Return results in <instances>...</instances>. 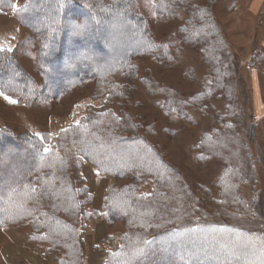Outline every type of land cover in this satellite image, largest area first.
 Returning a JSON list of instances; mask_svg holds the SVG:
<instances>
[{
	"label": "trees",
	"instance_id": "16d2710c",
	"mask_svg": "<svg viewBox=\"0 0 264 264\" xmlns=\"http://www.w3.org/2000/svg\"><path fill=\"white\" fill-rule=\"evenodd\" d=\"M15 1L0 0V6L13 10L40 37L37 62L42 84L38 87L3 50L0 89L28 101L38 97L56 99L95 79L106 82L110 101L120 108L117 114L105 108L61 129L50 147L47 136L18 135L0 129V228L28 227L29 241L61 254L56 264H80L84 244L80 226L99 217L109 224H124L117 248L108 251L101 264H245L221 244L215 232L217 221L211 215L207 221L181 224H175L177 220L172 215L167 222L162 217L177 214L165 205L167 195L161 181L181 182L179 174L167 163L160 148L143 135L128 133L125 84L113 80L118 73L134 72V56L160 53L163 47L153 40L148 23L134 9L136 0H25L18 6ZM151 1L154 10L163 16H171L177 9L188 13L190 18L179 28L182 44L201 48L213 87L226 94L228 83L235 85L236 66L206 5L212 0ZM93 33L96 40L91 42ZM55 47L54 57L51 51ZM144 80L147 89L160 94L164 106L180 116L213 91L208 89L209 93L198 95L194 102L195 97L186 98L170 87ZM219 121L221 125L200 140L198 155L201 162L217 158L225 161L230 166L229 174L235 175L229 190L237 194V187L254 177L250 170L252 157L236 120L230 124L229 120ZM222 142L229 146L231 159L217 147ZM238 142L241 154L234 161L239 151L232 146ZM9 148L16 153L13 158L7 154ZM85 161L98 174L115 181L129 179L126 184L114 182L108 186L101 210L88 209L91 194L82 172ZM147 182L150 188L142 190ZM193 202L182 209L193 212ZM255 219L247 217L251 228L244 230L263 235L264 212ZM208 225L213 230L205 232ZM174 233L178 235L175 238Z\"/></svg>",
	"mask_w": 264,
	"mask_h": 264
},
{
	"label": "rangeland",
	"instance_id": "374dc122",
	"mask_svg": "<svg viewBox=\"0 0 264 264\" xmlns=\"http://www.w3.org/2000/svg\"><path fill=\"white\" fill-rule=\"evenodd\" d=\"M23 2L25 0H16L15 6ZM134 4V9L148 23L153 40L163 47L160 53L134 56V64H131L134 72L118 73L113 80L119 85L125 84L128 133L143 135L160 148L167 163L179 174L181 182L161 181V188L167 195L165 205L177 214L168 213V218L162 217L167 222L172 215L171 218L177 220L175 224H181L207 221L211 215L217 221L215 232L222 245L229 247L245 264H264V232L257 235L244 230L250 227L247 217L257 220L259 213L264 212V0H212L206 4L210 6V14L236 66L235 85L228 83L226 94L219 87H213L210 68L201 48L182 44L179 28L190 18L188 13L177 9L173 15L163 16L154 10L151 0H136ZM95 40L93 33L90 41ZM0 48L41 87L37 62L40 37L25 26L13 10L2 6ZM56 50L55 47L51 51L54 57ZM145 78L153 80L157 86L170 87L186 98L195 97L194 102L208 89L213 88V91L198 105L190 106L185 116H180L164 106L165 100L160 94L147 89ZM105 108L117 114L120 107L110 101L106 82L95 79L83 82L56 99L38 97L28 101L0 89V129L6 128L18 135L47 136L50 147L61 129ZM220 119L223 123L229 120V124L236 120L252 157L250 170L254 177L240 184L237 194L236 190H229L228 184L235 177L228 172L230 166L221 158L201 162L198 155L200 140L205 133L221 125ZM226 145L222 142L217 147L231 159ZM232 147L235 152L239 151L234 156L237 161L236 157L241 154L240 143ZM7 150L9 156H16L13 148ZM82 169L91 194L88 207L91 210H101L104 193L110 184L129 181H115L98 174L87 161L83 162ZM149 186L147 182L141 189L148 190ZM191 202L193 212L188 213L182 207ZM208 230L213 229L208 225L205 232ZM122 231V221L109 224L102 217L89 219L81 225L84 244L80 264H101L107 252L117 248ZM177 236L173 234L174 238ZM57 256L61 254L50 251L46 245L29 241L26 226L0 228V264H56Z\"/></svg>",
	"mask_w": 264,
	"mask_h": 264
},
{
	"label": "snow or ice",
	"instance_id": "6c2138e0",
	"mask_svg": "<svg viewBox=\"0 0 264 264\" xmlns=\"http://www.w3.org/2000/svg\"><path fill=\"white\" fill-rule=\"evenodd\" d=\"M0 51H3V49H2V48H0ZM45 151H47V149H45Z\"/></svg>",
	"mask_w": 264,
	"mask_h": 264
},
{
	"label": "clouds",
	"instance_id": "9594fccd",
	"mask_svg": "<svg viewBox=\"0 0 264 264\" xmlns=\"http://www.w3.org/2000/svg\"><path fill=\"white\" fill-rule=\"evenodd\" d=\"M73 34H75V33H73Z\"/></svg>",
	"mask_w": 264,
	"mask_h": 264
}]
</instances>
